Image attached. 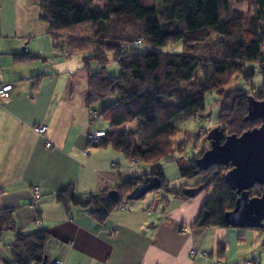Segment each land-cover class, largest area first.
I'll return each mask as SVG.
<instances>
[{"label": "crops", "instance_id": "1", "mask_svg": "<svg viewBox=\"0 0 264 264\" xmlns=\"http://www.w3.org/2000/svg\"><path fill=\"white\" fill-rule=\"evenodd\" d=\"M41 2L0 0V82L13 86L0 102V212L12 211L16 225V233L2 238L0 264L16 234L40 230L53 237L48 264H260L263 233L194 226L211 195L182 200L165 193L115 211L101 225L89 211H66L57 202L69 187L80 196L113 191L150 174L151 167L121 163L120 153L89 145V135L106 130L94 125L85 103V56L75 62L68 41L59 45L60 33L54 39L42 21ZM24 54L32 59L16 60ZM40 126L48 128L43 137L35 132ZM205 251L212 252L208 259L201 256Z\"/></svg>", "mask_w": 264, "mask_h": 264}, {"label": "trees", "instance_id": "2", "mask_svg": "<svg viewBox=\"0 0 264 264\" xmlns=\"http://www.w3.org/2000/svg\"><path fill=\"white\" fill-rule=\"evenodd\" d=\"M97 1H103V5L99 6ZM248 3L253 6L249 16L233 10L236 4ZM41 9L42 21L54 39L59 33L86 30L76 42L68 41L69 51L85 55L89 70L86 106L93 116L109 125L106 137L98 144L89 142V145L111 148L130 162L151 167L150 174L113 191L80 196L74 187H69L56 195L57 202L66 211L72 208L89 211L91 218L101 225L122 205L132 202L131 193L150 177L160 179V190L182 200L192 199L184 195L186 188L169 189L160 166L162 162H173L171 157L176 153L172 139L180 133L174 121L205 113L206 96L215 93L222 97L234 76L242 75L250 82L255 72L252 75L243 72L249 64L261 67L262 86L252 88L264 100V0H42ZM213 35L223 39L218 52L220 59L205 62L194 52L209 51L207 43ZM138 40L144 49L136 45ZM179 43L183 44L181 54L161 52L170 44ZM110 55L120 67L118 77L106 76ZM30 58L28 54L16 56L17 61ZM92 63L101 67L99 73H91ZM200 72L201 84L192 85ZM249 97L240 90L225 96L219 120L230 131L228 135L241 136L261 126V121L244 122ZM110 98H117L116 102L97 112ZM133 123H138L136 131L118 130ZM189 163L180 174L182 178L199 179L191 187L197 192L195 197L202 192L211 193L194 226L230 228L224 216L234 209L238 199L225 182L230 167L214 166L199 171L195 160ZM110 193L118 194L117 202L109 198ZM249 195L261 197L262 187L256 185ZM257 231L264 234V228ZM7 232L16 233V225L13 212L3 210L0 244ZM52 240L45 230L16 234L3 264H44L46 258L48 264L47 251ZM224 251L222 247L220 253Z\"/></svg>", "mask_w": 264, "mask_h": 264}, {"label": "rangeland", "instance_id": "3", "mask_svg": "<svg viewBox=\"0 0 264 264\" xmlns=\"http://www.w3.org/2000/svg\"><path fill=\"white\" fill-rule=\"evenodd\" d=\"M97 4L99 6L103 5V1H97ZM235 5V4H234ZM233 10L236 12H242L243 15L249 16L251 14V11L253 10V6L248 4H236L233 6ZM86 32L85 29L78 31V30H72L66 33H60L59 37L61 38L59 45L62 43H65L66 41H72L81 38L80 36L83 35V33ZM75 41V42H76ZM223 41L222 38L213 35L209 41H208V48L209 51L198 49L194 52L195 55L201 57L203 61L207 62L216 59H220L219 57V50H220V43ZM143 47V46H142ZM141 47V48H142ZM144 49V48H142ZM93 50H90L91 52ZM183 51V44H170L168 47H166L163 51V53H169V54H181ZM211 52V53H210ZM84 54L75 53L72 54V59L81 61L84 57ZM82 62V61H81ZM90 69L92 74H97L101 71V67H99L97 64L92 63L90 64ZM244 74L252 75V72H255V76L253 79L250 80V82H247V78H244L242 75L234 76L232 81L230 82V87L226 88L224 95L222 97H219L215 93H210L206 96V111L205 113L189 119V120H181L177 119L174 121L175 126L178 127L179 133L175 138L172 139L174 149L176 151L175 154L172 155L171 159L173 160V163H166L162 162L160 164L166 180L169 184V189H180L183 186H193L195 183L197 184L199 179H186L182 178L180 174V167L182 169H187V166H189V162L193 160H198L201 158V156L210 149V142L207 141L208 134L213 131L214 129H218L220 131H223L224 136H231L229 134V130L227 127H225L223 123L219 120V111L220 107L224 104L225 96L233 91L240 90L243 92H246L247 96H252L256 100L261 101V98L258 97L256 91L257 88L262 86V74H261V67L257 64H249L244 67ZM106 76L109 77H118L121 73L119 65L113 60V56H108V63L106 65L105 69ZM249 78V77H248ZM203 80L202 73L200 72L192 85L198 86L201 84ZM254 89H253V88ZM117 98H110L107 101L103 102L101 104L102 107L98 109L97 112H100L104 107L109 106L116 102ZM264 101V100H263ZM96 126H101L100 128L105 129L106 131L109 129L108 123L102 119L97 118V116H94ZM138 128V123H133L130 125H125L123 127L118 128V130H127L131 132V130L136 131ZM105 132V131H104ZM194 136L192 137H188ZM121 163H124V161H127V159L120 155ZM227 174V173H226ZM226 176V175H225ZM166 192L164 190L155 191L149 193L144 199L138 201V202H130L128 203L131 207V210L138 205L142 204V202L147 203L148 201H152V198L162 197L163 194ZM168 194V193H167ZM205 195H211L210 192H202L200 193V196L203 197ZM199 196V195H198ZM237 231H244L242 229H235ZM261 252H263V255L260 256V252H258V260L260 264H264V247L261 249ZM261 257V258H260Z\"/></svg>", "mask_w": 264, "mask_h": 264}, {"label": "water", "instance_id": "4", "mask_svg": "<svg viewBox=\"0 0 264 264\" xmlns=\"http://www.w3.org/2000/svg\"><path fill=\"white\" fill-rule=\"evenodd\" d=\"M261 121V126L243 133L241 136H224L223 131L214 129L207 136L210 149L196 160L199 171H207L214 166L230 167L225 182L238 195L235 207L225 214L226 224L233 229L257 230L264 228V101L248 98V113L244 122ZM256 185L262 187V196L250 198L249 191ZM159 178L150 177L137 186L129 196L132 202L144 199L149 193L159 191ZM201 189L198 190L200 192ZM195 189H186L188 198L196 196ZM118 194L110 193L109 198L117 202ZM47 258L45 259V263ZM44 263V264H45Z\"/></svg>", "mask_w": 264, "mask_h": 264}, {"label": "built area", "instance_id": "5", "mask_svg": "<svg viewBox=\"0 0 264 264\" xmlns=\"http://www.w3.org/2000/svg\"><path fill=\"white\" fill-rule=\"evenodd\" d=\"M136 45L141 47L142 41L138 40L136 42ZM12 90H13L12 85L3 84L0 82V102L8 100L11 96ZM47 131H48L47 126H40L38 128H35V132L41 137L45 136ZM105 137H106V133L104 131H98V132H95V133H92L91 135H89L88 140H89V142L98 144ZM45 147L47 150H50L52 148V144L47 142ZM37 192H38V190H36V193ZM120 210L124 211V212H128L130 210V205L128 203H126L120 207ZM191 255L193 258H195L197 255L196 251L195 250L192 251ZM211 255H212V252H209V251L202 252V254H201V256L206 258V259H208ZM54 264H62V263L56 262ZM217 264H222V263H217ZM248 264H251V263H248Z\"/></svg>", "mask_w": 264, "mask_h": 264}]
</instances>
